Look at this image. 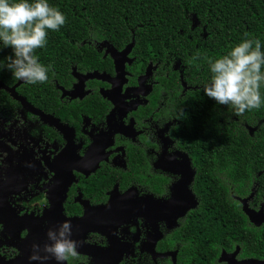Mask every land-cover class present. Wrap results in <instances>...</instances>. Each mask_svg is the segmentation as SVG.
I'll use <instances>...</instances> for the list:
<instances>
[{
	"label": "flooded vegetation",
	"instance_id": "1",
	"mask_svg": "<svg viewBox=\"0 0 264 264\" xmlns=\"http://www.w3.org/2000/svg\"><path fill=\"white\" fill-rule=\"evenodd\" d=\"M88 43L58 63L42 56L53 71L36 85L17 80L12 49L0 50V264H58L30 257L66 221L80 254L72 264H229L236 250L238 261H264L239 244L215 262L181 254L195 227L203 236L206 211L242 212L264 230L247 212L264 214V104L241 116L206 109L190 96L204 85L180 74L175 87L133 42Z\"/></svg>",
	"mask_w": 264,
	"mask_h": 264
},
{
	"label": "trees",
	"instance_id": "2",
	"mask_svg": "<svg viewBox=\"0 0 264 264\" xmlns=\"http://www.w3.org/2000/svg\"><path fill=\"white\" fill-rule=\"evenodd\" d=\"M47 2L65 15L66 23L59 31H48L47 45L35 51L40 63L44 55L48 56L49 62L58 63V57L69 53L68 47L82 46L77 49L82 54V49L89 46L88 41L96 37L109 39L110 43L120 47L133 42L134 52L141 58L146 57L147 61L158 62L170 70L171 82L176 87L180 83V74L193 85L208 83L212 74L202 58H220L244 39H259L264 50V0ZM84 40L87 42L83 43ZM197 53L201 59L193 60ZM172 64L176 69H172ZM190 93L193 102L202 101L206 109H217V102L204 94L203 86ZM261 94L264 97V86ZM252 148L246 149L253 152L247 155L258 157L262 148ZM245 154L239 149V157ZM206 197L215 208L222 206L213 196ZM248 224L249 219L242 212L206 211L203 236L198 235L199 227H195V241L182 246L181 254L189 253L200 262L202 253H206L208 260L215 262L222 248L239 244L246 255L264 257V230ZM245 232L254 235L249 243L245 242Z\"/></svg>",
	"mask_w": 264,
	"mask_h": 264
},
{
	"label": "clouds",
	"instance_id": "3",
	"mask_svg": "<svg viewBox=\"0 0 264 264\" xmlns=\"http://www.w3.org/2000/svg\"><path fill=\"white\" fill-rule=\"evenodd\" d=\"M66 23L65 15L47 0H0V50L11 48L6 67L17 80L36 85L48 82L52 65L40 63L35 51L47 45L48 31H59ZM247 36V34H245ZM201 59L197 53L193 60ZM211 79L203 86L206 96L220 105L230 106L236 116L258 109L264 104V50L259 39H244L227 54L215 60L203 57ZM3 67V66H0ZM70 222L62 223L47 233L43 248L33 245L30 260L54 258L58 264H72L80 259L78 242L71 238ZM44 253V255H41Z\"/></svg>",
	"mask_w": 264,
	"mask_h": 264
},
{
	"label": "water",
	"instance_id": "4",
	"mask_svg": "<svg viewBox=\"0 0 264 264\" xmlns=\"http://www.w3.org/2000/svg\"><path fill=\"white\" fill-rule=\"evenodd\" d=\"M132 46H133L132 44L128 45V50L131 49ZM247 212H248V215L250 216L252 221H254L256 223L264 221V214H261V212L260 213H255L252 210H247ZM237 253H238V250H236L234 253H232L230 255L231 260H230L229 264H264V261L258 260V259H255V258L248 259V260H243V261H238L236 259ZM224 254L225 253H223V255Z\"/></svg>",
	"mask_w": 264,
	"mask_h": 264
}]
</instances>
